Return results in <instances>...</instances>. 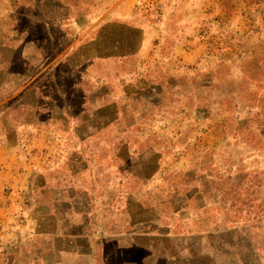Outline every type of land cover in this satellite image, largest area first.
Returning a JSON list of instances; mask_svg holds the SVG:
<instances>
[{
  "label": "crops",
  "instance_id": "1",
  "mask_svg": "<svg viewBox=\"0 0 264 264\" xmlns=\"http://www.w3.org/2000/svg\"><path fill=\"white\" fill-rule=\"evenodd\" d=\"M112 2L0 0V161L11 164L12 148L44 128L28 112L65 115L71 123H57L62 128L56 130L79 139L52 141V150L75 151L57 161L53 178L68 183L36 211L32 248L40 245L51 264H169L177 250L173 245L181 244L182 261L174 259L175 264H193V245L227 232L234 218L230 188L209 179L223 178L219 173L227 170L233 181L228 170L240 157L264 165V115L259 119L250 112L264 111V22L258 38L244 24L233 29L227 24L231 39L223 43L211 27L225 24L213 7L224 0H156L166 4L156 18L110 10ZM208 22L210 30L203 28ZM139 35L147 47L161 40L160 52L172 50L159 90L143 77L123 76V60L137 55ZM192 36L194 43L188 40ZM220 43H229L230 54L259 47V57L218 63ZM187 50L207 51L210 59L192 72L182 63ZM92 113L100 124L74 123ZM223 117L228 136L203 139ZM180 125L176 141L182 150L171 159L168 149L176 141L152 136L171 128L179 132ZM241 125L245 135L231 141ZM192 128L200 138H188ZM176 170L182 172V187L155 184L157 175ZM176 206L180 225L172 220ZM259 208L264 227L262 199Z\"/></svg>",
  "mask_w": 264,
  "mask_h": 264
},
{
  "label": "rangeland",
  "instance_id": "2",
  "mask_svg": "<svg viewBox=\"0 0 264 264\" xmlns=\"http://www.w3.org/2000/svg\"><path fill=\"white\" fill-rule=\"evenodd\" d=\"M111 1L113 2L112 6L110 5V10L121 11L123 9L122 11L128 12L127 14H136V17H142L143 13H147L151 17L156 18L161 16L166 10V4L154 3L156 0ZM238 1L236 3V0H224V3L213 5L214 10L218 11L220 16L226 18L220 20L221 24L225 23L222 25L223 29L211 27V23L209 22L207 26L203 27L204 29L208 27V30L211 27V31L223 43L231 39L229 29H225L228 28L227 24L232 29L244 24L249 29L251 28L248 33L254 38L263 35L261 25L264 22V15L262 16V12H264V0ZM203 8L205 10V5ZM207 10L211 9L207 8ZM235 16L240 18L234 19ZM244 16L245 19H242ZM230 18L232 19L231 22L229 21ZM131 35L129 44L134 45L137 40L134 33ZM138 39L139 48L137 55L133 53L131 56H126L123 60V76L143 77L145 79L144 82L155 83L159 90L162 86L161 80L163 76H166V62H168L172 50L170 48L168 51L165 48L160 52L162 48L160 46L161 40L157 41L158 43L152 42L147 47L146 37L139 35ZM188 40L192 43L195 42L193 36L189 37ZM227 44L229 43L222 44V46L220 43V46H217L216 55L219 56L217 58L218 63L227 62L229 64V61H242L244 58L247 60L259 57V47L255 48V46H252L256 51L251 50V53L245 51V53L241 54H230V51L227 50ZM187 51L188 53L182 51V63L186 61L192 72H195L200 63H204L210 59L208 55L206 56L207 51H202L199 54H195L194 51ZM177 63L179 64V61ZM249 67V65H246L245 69L247 70ZM238 112L243 115L242 111ZM250 112L255 113L259 119L260 115L261 117L264 115V111ZM224 113L228 114V111ZM39 114L40 111H31L28 112V117L31 116L35 119L39 127V123L42 122L41 126H44V128L38 134L32 133L22 147L12 148L11 151L13 153L9 160L11 164L4 165L0 161V264H51L49 253H46L45 250H40V245L38 244L34 250L32 244L29 242V238L36 232L34 225L36 211L39 212L38 210L41 209V206L47 207L57 192L68 183L65 179H59V177L53 178V176H57L56 171L60 166L57 164V161L62 160L67 155V152H69L68 154L73 153L75 148L55 147L56 149L52 150V141H63L64 143L67 139L78 140L79 137L72 138L70 133L59 131L62 126L57 125V123L62 125L64 123H71L65 115L55 119L54 117L47 118L48 112L40 116ZM36 118L40 119L36 120ZM81 121L86 125L92 126L100 124V118L93 113L88 117H83V115L77 116L74 123L77 124ZM228 122L224 121L223 117L219 123L213 124L214 130L210 131V129L204 132L201 137L213 140L225 139L231 130L228 127ZM58 126L59 129L56 130ZM176 127H180L181 131L178 132L173 128L171 130L166 129V133L161 131L156 132L152 136V139L155 141L163 139L164 142L179 140L182 135V126ZM244 135L245 130L242 129L241 125L236 134L229 136L232 139H229L237 141V139L240 140ZM188 138H200V133L194 130L191 133L188 132ZM171 146L168 149L171 150L170 158L176 159L180 157L179 152L182 149L179 147V143L176 141V144H171ZM56 152H63V157L58 158ZM260 167L263 168L264 165L245 162L240 157L235 162L233 169L228 170L229 174L234 177L233 181L226 175L225 171L227 170H223L224 174H222L223 172L219 173L223 178L209 179L210 182H213L219 188H230V192H232L231 196L235 200L234 218L225 227L224 230H227V232L220 233L219 236L212 237L213 239L207 238V241L200 246L197 244L193 245L194 250L191 252V256L195 258L193 264H264V227L262 222H260L261 214L259 208L260 200H264V190L263 192L259 191L260 186L264 187V172L260 173L262 171ZM7 171L9 173L7 177L9 178L5 179ZM181 173L177 170L170 173L166 172L165 174L160 173L156 176L155 184L157 185L159 182H161L159 184H166L169 182L171 189L182 187ZM164 177L166 178L163 180L162 178ZM2 182H4L3 185ZM226 203L225 200L224 205ZM181 213L182 211H179L176 206V211L172 216V220H177V222H173L174 224L180 225L179 217ZM173 246L177 250L172 254L169 264H175L174 259L182 261V245L175 244Z\"/></svg>",
  "mask_w": 264,
  "mask_h": 264
}]
</instances>
